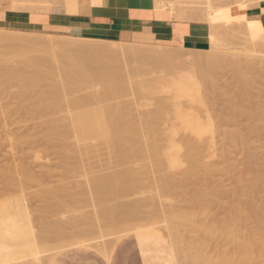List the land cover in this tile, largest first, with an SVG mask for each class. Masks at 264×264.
I'll use <instances>...</instances> for the list:
<instances>
[{"label":"bare ground","instance_id":"1","mask_svg":"<svg viewBox=\"0 0 264 264\" xmlns=\"http://www.w3.org/2000/svg\"><path fill=\"white\" fill-rule=\"evenodd\" d=\"M216 1L218 2V0H206V1L203 0L205 7H206V9H204V11L206 12V10H207L206 17H204L205 15H203V14H205V13H203L204 11L201 12L202 15L199 12V15L204 17V18L203 17L201 18L202 20H204L206 18L205 19L206 22H210L211 33L209 34L210 35V37H209L210 47L206 50L197 51V52H202V53L204 52L205 53L204 55H201V57L198 54L199 58L197 60H198V62H200L202 64L201 67L203 68V71H201V72H204L201 74L205 75V77H204V76H201V74H200V77H198V78H201L202 81H204V78H205V82H206V80H208L206 82V84L208 83L210 85V83L213 81V79L209 76V72L211 71L212 68H213L212 69L213 71H216V70H214L215 68L216 69L218 67L221 68L222 66L235 68L236 63H237V68L239 70H241V66L239 65V63L240 62L245 63L247 65L246 67H248V68L244 69V71L241 70L242 87L239 89L240 90L239 95L235 94V95H237V97L240 98L239 99L240 102H237V103L234 102L233 103L230 99L232 105L230 104V106H229V102L227 101L228 102V107H227L228 109L225 112L228 113V110H230L229 113L232 112V114H233L232 119L233 120H235L234 116L235 117L237 116V119L242 118V119H244V121L245 120H252L253 118H255L254 121H256V118L258 119V116H263V112H264V109H263L264 104L262 103V101L259 98V96L263 93V89H262L261 94H258V91L256 90L257 86L258 85L260 86L262 84V83H259V81H260V78H259L260 62L258 61V59H256V57H252V55L250 54L251 53L250 49H246L245 50L246 52H244V54H232V53L226 52L228 47L226 45H222L221 42H222V38L225 35L226 36L230 35L231 32H229L230 34H228V33L226 34V29L223 26L224 17L220 16V17H223V19L220 17H219V19L216 18V17H218L217 15H221V14L219 11H218L219 12L218 13L217 10H216V13L214 10H212V9H214L215 3H217ZM234 1L237 4L236 5L237 8H236L235 13L238 15L241 14L240 16H242V17L244 14H246V16H247V10H246L247 9V1H244V0H234ZM18 2H19V0H4L1 2L0 5H1V8L15 10L16 8L19 9L17 7ZM28 2H29V0H28ZM183 3L184 2H182L181 4L180 3H178V4H173V3L166 4L165 7L166 8L170 7L171 9H166L164 7L165 3H163L164 4L163 5L160 2H157L156 6H157V9H159V10H162L165 12H166V10H170L171 13H176L178 17H180V18L184 17L185 18L186 14L189 11H188V9H186V7H188V6H186V3H185V5ZM29 4H30V6H35L39 9H42L43 7L40 8L38 6H42V5L45 6V5H47V2H46V0H30ZM212 5H214V6L212 7ZM24 6H27V5H24ZM45 7L47 9L48 6H45ZM193 7H194V5H193ZM37 8H35V9H37ZM189 8H190V5H189ZM198 8H199V6H198ZM42 10L44 11L45 8ZM191 11H193V9L190 10V12ZM36 12H37V10H36ZM242 12H243V14H242ZM191 13L193 15L195 14L193 12H191ZM189 15L187 14V16H189ZM193 15H191L188 18L194 17ZM259 23H261V22H259ZM261 24H259V25H261ZM242 25H245V23ZM257 26H258V24H257ZM257 26H256V28H257ZM262 26H264V25H262ZM257 29H259V28H257ZM261 29L256 30L258 32L256 34L259 35L261 32ZM263 30H264V28L262 29V33H264ZM228 31L229 30H227V32ZM232 32H233L232 33L233 37H234V34L237 35V33H235L233 30H232ZM19 33H21V32L15 31V30H2V29H0V46L2 45L3 47H5L4 48L5 50L4 49L1 50V48H0V95L1 94H6L5 96H7V94L12 95L10 88L16 87L17 88L16 94L19 97V99H17V100H19V101H17V103H19V104H17V106H19V109H26L27 112L29 111V113L31 110V114L34 115L32 117H34V118H35V115H38L37 117H43L44 118L45 114L52 115L51 113L55 114L56 111L58 113H60L61 112L60 110H63V107L65 106L64 110H65V112L68 110L66 112L67 114L66 113H63L65 115H63L61 113L59 114V115H62L63 117H61V116L59 117V115L57 114L58 116L57 115L56 116L59 118L52 115V116H54L53 119L48 118L47 116H45L46 117L45 119L42 118L43 120L40 119L41 121H45V120L50 121L49 123H47L48 125H42L43 123L40 121L39 122L41 124L37 122V124L39 126L40 125L43 126V129H44V126L48 127L46 130H44L42 132V134L45 133L44 135H46V137H49L52 140L53 148H55L56 150L59 151V155L61 157H63L64 161L66 160L65 161L66 163L65 162L63 163V160H62V164H64V165L66 164L70 168L72 166H74L73 167V169H74L77 166V164L80 161H82V163H79V165L82 164L81 168L85 169V166H84V164H85V165L89 166V168H91L93 171L97 172L98 170H94L95 168H92L93 165L95 166V163L93 162V158L94 157L96 158V155L100 152V149L104 150V148H105V151H107L109 154V155L107 154L108 157L106 156L107 158H105L107 161V162L105 161V163L107 165L112 164L111 165L112 167H110L112 169L115 168V166L117 168H119V166L120 167L122 166V169L124 167V170H122L121 168H119L118 170L116 168L113 169L114 170L113 173L111 170V174H109L110 170H108L109 171L108 173L107 172L103 173L104 169L102 172L100 171L101 169H99L100 173L101 174L103 173L102 176L99 174V171H98L99 176L96 174V172H94V173L97 176H94L93 171H88L89 170L88 169L87 172H85V174L87 173V175L82 174V176L84 175L83 177L86 181L84 185H87L89 183L90 187L87 185L88 189L85 188L86 190H84L82 188L83 191L81 189V192L80 191L78 192L79 194H75L78 191L77 189L74 192L75 189H72L70 187L71 185L69 187L67 186V184L69 185L72 181L76 180V179H72V181H71L70 180L71 176L69 177V175H70V172H73L76 174V171L78 170L77 168H80V167H78L79 165L76 168L77 170L74 169L73 171H70L68 175H66L69 177V178L68 177L67 178L71 182L68 181L67 178L66 179L68 182H66V181H64L66 179L63 178V180L61 182L62 184H60V185L61 186L64 185V186L58 188L57 187L58 184H56L58 192H60V188H63V187H65L66 190H67V188H69L68 192L64 191V188L61 191H64L66 193L71 192V190L73 191V193L71 192L72 195L67 194L68 196L71 195L70 197L67 196V199L69 198L68 200L73 201L79 197H83V199H85V197H87V196H88V198H86V201H88L90 199H94L96 201V203L98 204V206L96 208L97 209L99 208L97 212H99L101 210V216H99L100 214L98 215V213L95 211L96 212V214H95L96 220H94L95 223L98 224L99 221L97 222V219L98 220H105V219L107 220V218H109V220H110V218H113V219H111L112 221L110 220L111 224L114 221L113 223L121 222L120 224L124 225V223H122V222L128 221L126 223L129 224V221H133L136 217L138 218L141 215L140 212L142 213L144 211L143 207H145V205H146V204H142L144 202L139 200L140 202L139 201H132L127 205L116 204L113 206L110 205V202L112 200L118 201L119 199L127 197L130 194H134L135 192L137 193L139 190L141 192L142 188H144V186L148 183V181H147L148 179L150 182H153L155 180H165V177L167 175L166 176L162 175V176H158V177H156V175H155L156 171H160L161 167H163V166H166V165L178 166L182 163L183 160H188L191 164V169H189L188 172L186 174H183L182 176L187 175L186 178L188 176H190V178H192V179L194 177H196L195 176L196 175L195 169L198 167L199 159H200L199 149H198L200 147L198 146L197 143L205 140V141H208V143L210 144L209 146H212L215 144L214 142L216 141L215 136H217L216 135L217 127L214 123V116L215 115L213 116L214 113L212 114L211 112L214 111L215 109H217L218 107L217 108L212 107L213 103L210 102L212 100L208 99V98H210L209 95H208L209 97H207V95H206V98H205V94H203L204 90L202 91L203 93L201 91H199L200 88H201V90H202V88H205V87H202L201 85L205 86L206 84L203 82H200V80H198L196 78V76H197L196 74L193 75V73H196V72H193L190 74L189 73L185 74V73L181 72L183 74V76H180V73L177 71L175 73V75L174 74L172 75V76H174V79H172L173 77H171V75L168 76L169 74L164 75V72L157 75V73H160L161 70L163 71L165 67L170 66L169 67V69H170L171 66L173 65V64L170 65L171 63L167 66H166V64H164V63H169L168 61H170V60H173V59H171L172 57L170 58L169 50H167L166 47H158L157 46V48L156 47L154 48V47H152L153 45L146 44L143 42H138V43H128L127 42L126 43V42H121V41H109V40L107 41V40H96V39L89 40L87 38L84 39V38H72V37H50V36L47 38H44L45 35H44V37H36L35 36L36 38L35 37L33 38L31 36L32 38H30V36H29V37L23 38L19 35ZM29 33L36 34V33H32V32H29ZM238 34H240V33H238ZM238 36L242 37L243 35L240 34V35H237L236 38L235 37L234 38L237 39ZM226 38H223V43L225 40H227ZM239 39H237V40H239ZM180 40H182V39H180ZM244 40L245 39H243V42L246 41V40L245 41ZM239 41H242V39H240ZM243 42H240V43L243 45ZM256 43H257V41H256ZM196 46H198V45H196ZM222 46H225L226 48H224ZM178 48H180V47H178ZM181 51L179 52V55L181 54ZM243 51H244V49H243ZM170 53H171V51H170ZM174 56L179 57L175 54H174ZM174 56H173V58H174ZM180 56L182 58V54ZM172 62H174V61H172ZM163 64L165 65L164 67L162 66ZM214 65H216V66H214ZM162 67H163V69H162ZM172 69H173V66H172ZM167 70H168V67H167ZM200 70H201V68H200ZM164 71H166V70H164ZM174 72H175V70H174ZM177 73H179L180 77L178 76ZM260 73H261V71H260ZM206 77H208V79ZM209 77H210V80L212 79L211 82L209 81ZM163 80H164L165 85L162 83ZM159 82L163 86L158 87V84L160 85ZM257 83H259V84H257ZM263 84H262V86H263ZM208 86L206 87V89L209 88ZM210 87H211V85H210ZM14 88H12V89H14ZM16 88H15V90H16ZM163 90H165L166 92L165 91L163 92ZM167 90L169 92L172 90L173 92H171V94H169V92ZM208 91H210V90H208ZM156 92H157V95H155ZM166 93L168 94V95H165L166 98H167V96L172 95V93H174V94L171 96L172 98L170 97V99H169V97L167 99L166 98L164 99V95H163V98L161 97L162 99H160V96H162V94H166ZM154 95L156 97L159 96V98H155ZM211 95H212V93H211ZM1 96H3V95H1ZM231 97H229V98H231ZM16 98H17V96H16ZM185 99H187V100H185ZM152 100L156 101L155 106L151 109H147L149 106L152 105ZM184 100L187 103L189 102L191 105L190 104L188 105ZM239 100L237 99V101H239ZM223 102L224 101H222V103ZM185 103L188 107L185 106ZM195 104H198V106ZM225 105H227V104L225 103ZM225 105H222V106L224 107ZM66 107H68V108H66ZM219 107L221 108V106H219ZM27 108L30 110H28ZM212 108H213V110H212ZM220 108H218V109H220ZM16 109H18V108H16ZM218 109L216 111H218ZM14 110H15V108H14ZM15 112H16V110H15ZM218 112H217L218 117H220L224 121L228 120L227 119L228 117L226 116L227 117L226 118L223 115L224 114L223 112H222L223 114H221V113L218 114ZM220 112H221V110H220ZM10 113H13V112H10ZM28 115L26 114L27 117H28ZM227 115L229 116L230 114H227ZM231 115H230V118L232 117ZM217 116H215V117H217ZM49 119H51V120H49ZM232 119H231L230 126L233 125L232 122H234ZM259 119H260V121L262 120V118H259ZM259 119L257 120L258 122H259ZM31 120L32 119H30V122H31ZM34 120H38V119H34ZM241 120L240 121L237 120V122L239 121V123H235L234 126L240 125L241 123L243 125L244 122ZM257 121H256V124H257ZM163 122H164V124L166 122L165 128H162L165 131V134H166L165 137L161 136V127L160 126L163 125L162 124ZM34 124L37 125L36 121L34 122ZM251 124L255 125L253 123H251ZM251 124H249V126ZM38 125L36 127H38ZM258 126L260 127L261 124H259V125L257 124V127ZM250 128H252V127H250ZM250 128L249 129L246 128L247 131L250 130ZM43 129H41V131ZM228 129L225 128L226 132L224 131L225 132V138L224 139H226V140H224V141L226 144H228V143L230 144V142H229V140H230L232 142L231 143L232 145L236 144L235 141H236V138L238 136H239L238 139H240L242 141V143H244L243 140L249 142L250 141L249 139H251L249 137L250 136L253 137L252 132L255 131L254 126H253V131L250 132V134H252V135H249L248 132H247V134H245V133L239 134L241 131L238 132L237 128H236V130H234V129L228 130ZM41 131H38V133H35V131H33L34 134L30 133L33 136H28L26 134V137L25 136L24 137L27 138V140H30L31 137L34 138L36 136L35 134L39 135L41 133ZM242 132H244V130ZM244 134L249 139L246 140L247 137L245 136L246 138H244ZM7 135H9L8 138H12L10 134H7ZM7 135H6V138H7ZM41 135H39V137ZM44 135H42V137H44ZM27 136L30 137V139ZM241 136H243V139ZM39 137H37V138H39ZM8 140H11V139H8ZM226 141H228V142H226ZM241 141L238 140V142H241ZM50 144H52V143H50ZM0 145H2L1 141H0ZM101 146H103L104 148L103 147L101 148ZM58 151H57V153H58ZM85 154H87V156L82 157ZM77 158H79V160H77ZM75 159H76V161L74 162ZM144 159L146 160L147 163L144 162L145 161ZM77 161H78V163H77ZM64 165H62V166H64ZM66 165L64 166L65 170H63V171H66L68 173L70 168L68 169ZM133 165H138L140 168H143L144 170L136 168V166H134L135 167L134 168ZM259 165L262 167L264 166V164L263 165L259 164ZM130 166L133 168H131ZM257 167H258L257 170L255 169V171H254L255 174H256V172L261 173L262 170L264 172V167H263V169H260L258 165H257ZM87 168L88 167H86V169ZM66 169H68V170H66ZM70 170H72V169H70ZM116 170L118 172H115ZM259 170H261V171H259ZM84 171H86V170H84ZM106 171H107V169H106ZM52 172H54V171H52ZM81 172H83V171H81ZM81 172H77L76 175L81 177V175H78ZM258 173H257V175H258ZM28 174H29V172H28ZM28 174L25 175V179L23 178L24 183H26V182L28 183V181L32 179V177L30 178V176ZM75 174H73L74 178L76 177ZM191 175L193 177H191ZM254 175H252V177ZM260 175H262V174H260ZM32 176H33V174H32ZM163 176H165V177H163ZM244 176L245 175L237 176V180H238L237 183H238V191L239 192L242 190L243 186H246L247 188L252 190V192H253V189L256 190V188L261 186L260 189L262 191V188H264V181H263L264 175L256 176L255 178H248L249 176L248 177H244ZM167 177H166V180H168ZM182 178L183 179L179 178L178 181L184 180V177H182ZM76 181H74V182H76ZM39 182L42 183V181H39ZM29 183H31V182H29ZM55 183H56V181H55ZM73 183H72V186H73ZM51 184H54V182ZM21 185L24 186V184H21ZM46 185H48V184H46ZM46 185H45L46 189L43 188L44 191H46L47 189L49 190L50 186H52V185H50L49 188H47L48 186H46ZM60 185H58V186H60ZM10 186H12V185H10ZM53 186H52V188L55 187V186L54 187ZM23 189H25V188H23ZM58 192L56 193V190H55V192L53 193V191H52L53 198L56 197V199H57L58 195L56 196V194H59ZM30 193H32V192H30ZM253 193H255V192H253ZM32 194H31V196H32ZM61 194H62V192H61ZM256 195H255V197H256ZM62 196H64V198L66 197L65 194ZM6 197L8 198L9 196H6ZM25 197H26V195H25ZM27 198H28V196H27ZM64 198H62L61 201H63V200L65 201ZM58 199H59V196H58ZM80 199H78L76 201L80 200L79 203L84 201L82 198H80ZM11 200H13V199H11ZM68 200H67V202H68ZM256 200L251 199V203H252L251 209L253 210L252 215H253V218L255 219V222L257 225V230H264L263 209H262V207L259 208L260 206L257 207L258 204L256 205V203H257ZM2 201H0V264H27L28 260L26 261L25 259L30 257L29 255H39V253L37 254V252L35 251V249L33 247L35 245V240H34L35 237H33L34 236L33 233H35V232H32V229H30L32 226L29 227V225L31 224V223L28 224L30 220H28V218L27 219L25 218L27 215V209L28 208L25 206V204H23L21 202L20 203L18 202L19 204L17 203L15 205H13L10 201H9L10 203L9 202L7 203V201L5 199L3 202ZM21 201H23V199H21ZM25 201H27V200H25ZM61 201L59 200V202H61ZM72 201H70V203ZM91 201L92 200H90V202ZM63 202H61V203H63ZM92 202H94V201H92ZM30 203H29V205H30ZM111 203H113V202H111ZM73 204H74V202H73ZM77 204L78 203H76L75 206ZM26 205H28V204H26ZM95 205H94V207H95ZM81 206H83V204ZM32 208H35V207L32 206ZM96 208H95V210H96ZM29 209H31V208H29ZM28 211H30V210H28ZM33 211H35V210H33ZM234 212H235V223H234V225H235V232H236L235 246L237 247V251L234 255L235 264H257L256 260L258 262H260V264H264V260L261 262V260L264 259V257H263L264 256V250H263V253H261V256H259L262 259L257 258L255 260L256 255H255V250H253L254 242H255V236H254V234H252L253 230L250 231L251 233H249V232L243 233V229H244L245 222H246V217L244 216L245 209L241 206L239 201L236 203V205H234ZM28 213H30V212H28ZM35 213L32 212V214H35ZM39 213H41V212H39ZM42 214H44V213H42ZM47 214H48V212H47ZM96 215H98L99 217L97 218ZM32 217H31V219H32ZM36 217H37V215L34 217L35 220H37ZM25 219L28 220L27 224H25L26 223ZM40 219H41V217H40ZM33 220L34 219H32V222H33ZM106 220H105V222L109 221V220H107V221ZM43 222H45L44 219H43ZM90 222H92V221H90ZM100 222H102V221H100ZM100 222H99V224H100ZM130 223H132V222H130ZM77 224L79 225V223H77ZM92 224L90 225V227L92 226ZM102 224H104V223H102ZM120 224H119V226H120ZM80 225L83 226L81 223H80ZM88 225H87V227H88ZM123 225H121V226H123ZM126 225H124V226H126ZM40 226H39V228H40ZM74 226H77V225H74ZM94 226L95 225H93V227ZM132 226H135V225H132ZM46 227H47V225H46ZM103 227H102V229H104V231H105L106 229ZM85 228L86 227H84L83 229H85ZM113 228H115V227H113ZM139 228L145 229V230L142 229L143 231L139 230V232H138V230L136 231V232H138L137 237H138V241H139V244H140L144 258L148 257L152 253L151 247L153 246V244L157 245L156 247L158 249H161L160 247L166 243L165 239H163L164 237H162V235L160 234V231L157 232L155 230L156 234H157V236H156L155 233L153 234L154 230H152L153 232L151 230H147L148 228L146 226H144V227L139 226ZM33 229H34V227H33ZM97 229L99 230L98 231V233H99L100 228H97ZM125 229H126V227H125ZM36 230H33V231H36ZM45 230H46V228H45ZM47 231H49V230H47ZM79 232H81V231H79ZM96 233H94L93 235L97 236L98 234H96ZM118 233H119V231H118ZM69 235H71V234H69ZM69 235L67 234V236H69ZM99 235H101V232ZM61 236H63V235H61ZM50 237H51V234H50ZM103 237H104V235H103ZM108 237H109V235H108ZM47 238H45V239H47ZM53 238H54V236H53ZM53 238L51 240H53ZM64 238H66V237H64ZM79 238H81V237H79ZM104 238H106V237H104ZM102 239H99L100 243H101ZM80 240H84V239H80ZM80 240L77 242L78 243L81 242ZM87 240H88V238H87ZM96 240H98V239H96ZM99 240H98V242H99ZM110 240H111V238H110ZM60 242H63V241H60ZM65 242H66V240H65ZM69 242H71V241H69ZM85 242H87V241H85ZM106 242L107 241H105V243H104V247L101 244V246L104 249L108 245L110 246V244L105 246ZM31 243H32V245H31ZM75 243H76V241L73 244H75ZM57 244H59V243H57ZM88 244L91 245V242ZM88 244H87V246H88ZM114 244H115L114 242H113V244L111 243V246ZM27 245L29 246V250L26 249ZM46 245H47V242H46ZM66 245H67V243H66ZM69 245H70V243H69ZM95 245L97 246L98 244H95ZM159 245H161V246L158 247ZM55 246H57V245H55ZM62 247L64 248V245ZM97 247H99V246H97ZM94 248H96V247H94ZM101 248L100 249L98 248L99 249L98 252H100V251L102 252V250H104V249L101 250ZM107 248H109V247H107ZM57 249H59V248H57ZM57 249H55V250H57ZM162 249L164 250V248H162ZM55 250H54V252H52L53 254L55 253ZM106 251H109V249H106L105 253H107ZM40 254H42V253H40ZM47 254H49V253H47ZM157 254H158V251H157ZM161 254H162V252H161ZM161 254H159V255H161ZM101 255H102V253H101ZM103 255H104V251H103ZM50 256H51V254H50ZM106 256H107V254H106ZM31 257H30V259H31ZM171 257L172 256H169V258H171ZM162 258H164V257H162ZM21 260L23 262H21ZM47 260H49V259H47ZM38 262H39V260H38ZM34 263L36 264L37 262H34ZM49 263L50 262H48V264ZM29 264H31V263H29ZM39 264H44V263H39Z\"/></svg>","mask_w":264,"mask_h":264},{"label":"rangeland","instance_id":"2","mask_svg":"<svg viewBox=\"0 0 264 264\" xmlns=\"http://www.w3.org/2000/svg\"><path fill=\"white\" fill-rule=\"evenodd\" d=\"M2 1H4V0H2ZM2 1L0 0V4ZM201 1L203 2V0H201ZM201 1L200 0H158V2H160L161 4L165 3V5L163 4L164 7L166 6V4H169V3H173V4L180 3L181 4L182 2H184L183 3L184 5L186 3V6H188V7H186V9H188L189 12H190V10L193 9V11H191V12H193L195 14L193 15L191 12L189 13L185 9L188 12V13L187 12L186 13L188 15L190 14L189 16H187V14H186L185 18H188L191 15H193L194 17L196 16L197 20H202L201 18L203 16H200L199 12L202 15L201 12H203L204 9H206L204 2L202 3ZM29 3H30V0H29V2H28V0H19V2L17 3V7L19 9L25 8V7H28L30 5ZM24 5H27V6H24ZM189 5H190V8H189ZM193 5H194V7H193ZM236 5L237 4L234 0H221V1L218 0V2L215 3V6L212 5V7L214 6V9H212V10H214L215 13L217 10V12L219 11L221 14V15L216 14L218 16L216 18L219 19L220 16L224 17V19H223V17H220V18H222L224 20L223 26L226 29V34L227 33L230 34L229 32H231L230 35H228V36L225 35L227 38L225 36L223 37V38L227 39L224 41V43H223V38H222L221 43H222V45H226L228 47L226 52L232 53V54H244V52H246L245 51L246 49H250V51H251L250 54L252 55V57H256V59H258V61L260 62V67H259L260 68V70H259L260 81H259V83L263 84L264 83V78H263L264 77V73H263L264 72V33H262V29L264 28V26H262V25H264V23L260 20L248 18V16H246V14H244L245 16L243 15V17L240 16L241 14H239V15L236 14L235 13L236 8H237ZM198 6H199V8H198ZM2 9H4V8H1V5H0V10H2ZM166 9H171V8L167 7ZM203 13H205L203 15H205L204 17H206L207 10H206V12L204 11ZM242 14H243V12H242ZM194 17H192V18H194ZM205 19L202 21H206ZM259 22H261L262 24ZM207 23H209V25H211L210 22H207ZM241 23L242 24L245 23V25H242ZM257 24H258V26H257ZM259 24H261V25H259ZM256 26L259 29H261L263 27L261 29V32L259 31L260 32L259 35L256 34V33H258L256 30H259L256 28ZM0 29L8 30V29L1 28V27H0ZM227 30H229V31L227 32ZM232 30L235 33H237V35H240V34L243 35L242 37L240 36L241 38L239 36L237 38V39H239V38L242 39V41H239L240 39L239 40L235 39L237 36L235 34H234L235 38L233 37ZM263 32H264V30H263ZM21 33L23 35L24 34L25 35L23 36ZM21 33H19V35L23 38H26L29 36H30V38H32V37L34 38L35 36L36 37H44V35H45L44 38H47L49 36L50 37H64V36H54V35H49V34H44V33H36V34H31L29 32H21ZM238 33H240V34H238ZM243 39H245L246 41L244 40L245 42H243ZM256 41H257V43H256ZM240 42H243V45ZM150 45H153L152 47H154V48L155 47L157 48V46L158 47H166L167 50H169L170 58L172 57L171 59H173V60L168 61L169 63H164V64H166V66L169 65L170 63H171L170 65L173 64L172 65L173 69H172V66L170 69H169L170 66H167L168 70H167V67H165L164 70H166V71L161 70V72L157 73V75L164 72V75L169 74L168 76L171 75V77H173L172 79H174V76H172V75L173 74L175 75V73L177 71L180 73V76H183L182 73H185V74L189 73L190 74V73L196 72V73H193V75L196 74L197 75L196 78L198 80H200V82H203L206 84V82L208 81V80H206V82H205V78H204V81H202L201 78H198V77H200L201 73H204V72H201V71H203V68L201 67L202 64L200 62H198V60H197L199 58L198 54L201 57V55L205 54L204 52L203 53L202 52H191L190 53L187 51L184 52V50L182 48L180 49V48H178V46H172V45H168V44H155V45L150 44ZM222 47L226 48L225 46H222ZM0 48H1V50H3L5 47H3L1 45ZM243 49H244V51H243ZM170 51H171V53H170ZM180 51L182 54V58L180 56L181 54L179 55ZM174 54L179 56L180 58L174 56ZM173 56H174V58H173ZM172 61H174V62H172ZM164 64L162 65L163 67L165 66ZM239 65L241 66L242 71H244V69L248 68V67H246L247 65L243 62H240ZM214 66H216V65H214ZM163 67H162V69H163ZM200 68H201V70H200ZM212 69H211L212 72L211 71L209 72V76L213 79V81H212V79L210 80V77H209V81L213 82V83L209 82L211 87L207 83L205 86L201 85L202 87H205V88H202V90L200 88L199 91L202 92L204 90L203 91L204 93L203 92L202 93L205 94V98H206V95H207V97L210 96V98H208V99L212 100V101L209 100L211 103H213L212 107L220 108L219 106H221L220 109L217 108L219 112L216 111L217 109L214 110L215 112L214 111L211 112L212 114L214 113L213 116L214 115L217 116V112H218V114L224 113L223 115L225 117L226 116L228 117V118L226 117L228 120L224 121L220 117L214 116V123L217 127V129H216L217 130V132H216L217 136H215L216 141L214 142L215 144L212 146H209L210 144L208 143V141H205V140L197 143L198 146L200 147V148H198L200 159H199V165L195 169V171H196L195 176L196 177H194L193 179L190 178V176H188L187 177L189 179L188 180L186 178L187 175L182 176L183 174H186L189 169H191L190 162L188 160H183L182 163L178 166L166 165V166L161 167L160 171H156V174H155L156 177L162 176V175H165V176L167 175L168 177L167 176L166 177L168 178V180H166L165 176H163V177H165V180H155L153 182H150L148 179L147 180L148 183L144 186V188H142L141 192L139 190L137 193L135 192L134 194H130L127 197L121 198L122 200L119 199L118 200L119 202L117 200H112L111 202H113L114 204L110 202L111 206L116 205V204L127 205L132 201H139V200L144 202L142 204H146L145 207H143L144 211L142 213L140 212L141 215L139 214L140 216L138 218L136 217L133 221H129V224L126 223L128 221L122 222V223H124V225L127 224L126 226H124L123 224H120L121 222L113 223L114 221L111 224L110 220L113 218H110V220H109V218H107V220H109L108 222H105L106 219L105 220H98L97 219V222L98 221L99 222L102 221V222H100V224H99V222H98V224L95 223V221H94V220H96L95 214L99 208L98 209L96 208L98 206V204L96 203V201L94 199H90V200L94 201V202H92V201L90 202V200L86 201V198H88V196L85 197V199H83V197H79L76 200H78L80 198H82L84 200V201L79 203V201L81 199L79 201L68 200L69 198L67 199V196H68L67 194L72 195V193H73L72 190H71L72 193L71 192H69V193L64 192V191L68 192L69 188H67V190H66L65 187H63L64 191H61L63 188H60V192L57 191L58 190L57 187L59 188V187L64 186V185H62V186L60 185V184H62L61 182H62L63 178L66 179L68 177L66 175H68L70 171H73L74 169H76L77 166L79 165V163H82V161H80L79 163L77 161L78 164L74 169H73L74 166H72L70 168L65 164L68 169L70 168L72 170L69 169L68 173L66 171H63V170H65V168H64L65 165L62 164V160H63V163L66 160L64 161L63 157H61L59 155V151L56 150L55 148H53L52 140L49 137H46V135H44L45 133L42 134V132L48 128L47 126H44V129H43L42 125H48L47 123H49L50 121H46V120L41 121V120L45 119L46 118L45 116L53 119L54 116H56L57 114L59 115L60 113L61 114L66 113L68 110L65 112V110H64L65 106L63 107V110H60L61 112L59 111L60 113H58L57 111L55 114L51 113L54 116L45 114L44 118L43 117H37L38 115H35V118H34V117H32L34 115L31 114L30 109L27 108L28 110H30V113H29V111L27 112L26 109H19V106H17V104H19V103H17V101H19L17 99H19V97L16 94V91H17L16 87H15L16 90L14 87H12L14 89L10 88L12 95H8V94H7V96H5L6 94H1L3 96L0 95V141L2 142V145H0V201H2V200L4 201V199H5L7 201V203L10 201L13 205L17 204L18 202L19 203L21 202V203L25 204V206L28 208L27 209V215L28 216L26 215L25 218L26 219L28 218V220H30L28 223V224L31 223L29 225V227L32 226L30 229H32V232H35V233H33V235H34L33 237H35L34 238L35 245L33 247H34L35 251L37 252V254L39 253V255H29L30 257L32 256L31 257L32 260L30 259V257L27 256L28 258L25 259L26 261L27 260H28V262L30 261L29 263H31V264L32 263L35 264L34 262H37L36 264H39V263L45 264L46 262H47L46 264H48V262H50L49 264H167V263L168 264H235L234 255L237 251V247L235 246L236 232H235V225H234V223H235L234 205H236V203L238 201L240 202L241 206L245 209L244 216L246 217V222H245V226L243 229V233H246V232L251 233L250 231L253 230L252 234H254V236H255V242H254V248H253V250H255V255H256V256L254 255L255 260L257 258H261L259 256H261V253H263V250H264V230H257V225H256L255 219L253 218V215H252L253 210L251 209V206H252L251 205L252 204L251 199H255V200L257 199L256 200L257 203L256 202L255 203H256V205L258 204L257 207L258 206H260L259 208L262 207L263 214H264V188H262V191L260 189L261 186L256 188V190L253 189V192H255V193H253L252 190H250L246 186H243L242 190L239 192L238 191L237 176L245 175L244 177L249 176L248 178H255L256 176L264 175L263 170L262 171L259 170V171H261V173L256 172V174H255V172H254L255 169L257 170V168H258L257 165L259 166L260 169H263V167H264V166L262 167L259 165V164H262V165L264 164V117H263L264 112H263V116H258V119L262 118L261 121L259 119L260 123L257 121L258 119L256 118L257 124L258 125L261 124L260 127L259 126L257 127L256 121H254L255 118H253L252 120H245L244 121V119H242V118H241L242 120L237 119V116L236 117L234 116V119L236 121L233 120L232 119L233 118L232 112L229 113L230 110H228V113L225 111H227V109H228L227 108L228 102H229V106L231 104V101L233 103L234 102L235 103L240 102V100H239L240 98L237 97V95H235V94L239 95V92H240L239 89L242 87L241 70H239L237 68V63H236L235 68L222 66L221 68L220 67H218L217 69L215 68L214 70H216V71H213ZM174 70H175V72H174ZM260 71H261V73H260ZM179 73H177L178 76H179ZM201 76L205 77L204 74H201ZM206 78L208 79V77H206ZM162 83L164 84V80L162 81ZM259 83H257V84H259ZM262 84L260 86L258 85L256 90L258 91V94H261L262 89H263V93L259 96V98L262 101V103L264 104V84H263V86H262ZM159 86L161 87L163 85H161V83H160V85L158 84V87ZM207 86L209 87L207 89L210 91H208L206 89ZM164 91L165 90H163V92ZM171 92H173V91L171 90L169 92V94H171ZM211 93H212V95H211ZM173 94L174 93H172V95ZM155 95H157V92L155 93ZM155 95H154L155 98H159V96H160L159 95L158 97H156ZM163 95H164V99H165L166 98L165 95H168V94L167 93L162 94V96H160V99L163 98ZM172 95L167 96V98L169 97V99H170V97ZM16 96H17V98H16ZM229 97H231V98H229ZM230 99H231V101H230ZM237 99L239 101H237ZM185 100H187V99H185ZM222 101H224L227 105H225L224 102H223L224 103L223 104ZM155 103H156V101L152 100V105L149 106L147 109L153 108L155 106ZM186 103H185V106L188 107L186 105ZM187 104L189 105L190 103L188 102ZM195 105L198 106V104H195ZM222 105H225V106L223 107ZM14 108H15L16 112H15ZM16 108H18V109H16ZM66 108H68V107H66ZM263 109H264V106H263ZM212 110H213V108H212ZM220 110H221V112H220ZM10 112H13V113H10ZM226 113L230 114V115L232 114L231 115L232 117L230 118V115L228 116ZM26 114L27 115L29 114L30 116L28 115V117H27ZM63 115H65V114H63ZM60 116L63 117L62 115H59V117ZM59 117H57V118H59ZM33 118L38 119V120H34ZM30 119H32L33 121L31 120V122H30ZM231 119L234 122H232L233 125L230 126ZM49 120H51V119H49ZM237 120L243 121L244 124L242 125V123H241L240 125L234 126L235 123H239V121L237 122ZM35 121H36V124H37V122L38 123L42 122L43 124L40 126L37 124L38 127H36L37 125L34 124ZM251 123L255 124L256 126L252 125ZM162 124L163 125L160 126L161 127V136L165 137L166 134L162 128H165L166 122H165V124H164V122ZM249 124H251V125L249 126ZM253 126H254V130H255L254 132H252ZM250 127H252V128H250ZM225 128H227V129L229 128L228 130H230V129L236 130V128H237L238 132L241 131L239 134H242V133L247 134V132H248L249 135H252V134H250V132H252L253 137L250 136L249 138H251V139H249L244 134V138L247 137L246 140L249 139L250 140V141L248 140L249 142L243 140L244 143H242V141L240 139H238L239 138V136H238L236 138V141H235L236 144H234L235 146L231 144L232 142L230 140H229V142L231 145L229 143L226 144L224 141V140H226V139H224L225 138V132H226ZM246 128H248V129L250 128V130L247 131ZM41 129H43V130L41 131ZM243 130H244V132H242ZM33 131H35V133H38V131H41V133L39 135L42 134V135H44V137H42V135L39 137V135L35 134L39 138H37L35 136L36 138L31 137V139H30V137H28V136H33L32 134H30V133H33ZM7 134H10L12 138H8L9 135H7ZM26 134L28 135L27 137L30 140H27V138H25ZM6 135H7V138H6ZM241 137L243 139V136H241ZM8 139H11V140H8ZM238 140L241 142H238ZM226 142H228V141H226ZM50 143H52V144H50ZM102 147L103 146H101V148ZM57 151H58V153H57ZM106 152L107 151H105V148H104V150L100 149V152L96 155V158L95 157L93 158V162L95 163V166L93 165L92 168H95L94 170H98V171H99V169H101L100 170L101 172L104 169L103 173L104 172L108 173L109 172L108 170H110L109 174H111V170L113 173L114 172L113 169H115V168L117 170L119 168L122 169V166L121 167L119 166V168H117L115 165H114L115 168L112 169V168H110V167H112L111 166L112 164L107 165L105 163V161H106L105 158L108 157L107 156L108 152L107 153ZM86 156H87V154H85L82 157H86ZM77 160H79V158H77ZM75 161H76V159L74 160V162ZM144 162H146V160ZM62 165H64V166H62ZM81 166H82V164H80L78 166V167H80V168H77L78 170L76 169L77 170L76 174H77V172L83 171V172L78 174V175H81V177L77 176L73 172H70V175H69V177L71 176V178H70L71 181H72V179H76V180L78 179L77 181L74 180L76 182H74V181L71 182L68 179L69 177L67 178L68 181L71 182L69 185L67 184V186L69 187L71 185L70 187L72 189H75L74 192L76 191V189L78 190L75 194H79L78 192L79 191L81 192L82 188L84 190H86L85 188H87L88 186L90 187L89 183L88 184L86 183L88 186L84 185L86 181H85L83 176L87 175V173L85 174V172H87L88 169H89L88 171H93V170L85 164H84L85 169L81 168ZM134 166H136V168L144 170L143 168H140L138 165H133V167ZM86 167H88V168L86 169ZM133 167H131V168H133ZM68 169H66V170H68ZM106 169H107V171H106ZM84 170H86V171H84ZM117 170L115 172H118ZM122 170H124V167ZM52 171H54V172H52ZM98 171L97 172L93 171V173L96 172V174L98 175ZM100 171H99V174L102 176L103 173L101 174ZM28 172H29V174H28ZM257 173H258V175H257ZM26 174H28L30 176V178L32 177V179L29 180L28 183L26 181H25L26 183H24V181H23L25 179ZM32 174H33V176H32ZM73 174H75V176H76L75 178L73 177ZM82 174H84V175L82 176ZM260 174H262V175H260ZM97 175H95V173H94V176H97ZM252 175H254V176L252 177ZM181 176L184 177V180L185 179L186 180L185 181L184 180L178 181L179 178L183 179ZM191 177H193V176L191 175ZM67 179L64 181L68 182ZM39 181H42V183ZM55 181H56V183H55ZM263 181H264V179H263ZM29 182H31V183H29ZM53 182H54V184H51ZM72 183H73V186H72ZM21 184H24V186ZM46 184H48V185H46ZM56 184H58L60 186L57 185V187H56ZM10 185H12V186H10ZM45 185L48 186L47 188H49L50 185H52V186L54 185L55 187L53 186L54 188H52V186H50L51 189L49 188V190L47 189L48 191L47 190L44 191L43 188L46 189ZM22 187L25 189H23ZM54 189L56 190V193L57 192L59 193V194H56V196L57 195L59 196V199H58V196H57V199H56V197L53 198L52 194L55 192ZM83 189H82V191H83ZM51 190L53 191V193ZM30 192H32V193L34 192V193L32 194ZM61 192H62V194H61ZM31 194H32V196H31ZM64 194L66 196L65 198H64V196H62ZM25 195H26V197H25ZM255 195H256V197H255ZM6 196H9V197L7 198ZM27 196H28V198H27ZM70 196H68V197H70ZM62 198L65 199V201L63 200L64 202L61 201ZM11 199H13V200H11ZM21 199H23V201H21ZM25 200H27V201H25ZM59 200L63 203L59 202ZM67 200H68V202H67ZM70 201H72V202L70 203ZM73 202H74V204H73ZM29 203H30V205H29ZM76 203H78V204L75 206ZM81 203L83 204V206H81L82 205ZM92 203L94 205L96 204L95 207ZM26 204H28V205H26ZM32 206L35 208H32ZM29 208H31V209H29ZM95 208H96V210H95ZM28 210H30V211H28ZM33 210H35V211H33ZM28 212H30V213H28ZM32 212H34V213L36 212L35 214L37 215V217H36L37 220H35V218H34L36 215L32 214ZM39 212H41V213H39ZM47 212H48V214H47ZM42 213H44V214H42ZM97 213H98V215L100 214L99 216H101V210ZM29 215L31 217L33 216L32 217V219H34L33 222H32V219ZM98 215H96L97 218L99 217ZM40 217H41V219H40ZM43 219L45 220V222H43ZM88 219L92 222H90ZM28 220H26L25 224H27ZM130 222H132V223H130ZM77 223H79V225ZM80 223L83 226H81ZM102 223H104V224H102ZM91 224H92V226L90 227ZM119 224H120V226L123 225L124 227L123 226L120 227ZM46 225H47V227H46ZM74 225H77V226H74ZM87 225H88V227H87ZM93 225H95L96 227L95 226L93 227ZM132 225H135V226H132ZM39 226H40V228H39ZM139 226L140 227L146 226L148 228L147 230H151V231L154 230V232L152 231L153 234L154 233L156 234V231L157 232L160 231V234L162 235V237H164L163 239H165L166 243L164 242L165 244H163V245L161 244L162 246L159 245L158 247L161 246L160 247L161 249L164 248V250L165 249L166 250L164 251L163 249L162 250L158 249L156 247L157 245L153 244V246L151 247L152 253L148 257L144 258L142 253H141V249H140V245H139V241H138V237H137L139 230L143 229V228L142 229L139 228ZM33 227H34V229H33ZM84 227H86L85 228L86 230L83 229ZM102 227L105 228L106 230L104 231V229H102ZM113 227H115V228H113ZM125 227H126V229H125ZM45 228H46V230H45ZM97 228H100L101 235H99L100 232L98 233L99 230ZM33 230H36V231H33ZM47 230H49V231H47ZM126 230L127 231L129 230V231L127 232ZM137 230H138V232H136ZM143 230H145V229H143ZM79 231H81V232H79ZM118 231H119V233H118ZM66 233L68 235L69 234H71V235L67 236ZM94 233L98 234L99 236L98 235L94 236L93 235ZM50 234H51L52 238L54 236L53 240H51L52 238L50 237ZM61 235H63V236H61ZM77 235L81 238H79ZM103 235L106 238H104ZM108 235H109V237H108ZM156 236H157V234H156ZM64 237H66V238H64ZM45 238H47V239H45ZM87 238H88V240H87ZM110 238H111V240H110ZM80 239H84V240H80ZM96 239H98V240L102 239L101 243H100V240L98 242V240H96ZM65 240H66V242H65ZM68 240L71 242H69ZM79 240L82 243L81 242L78 243L77 241H79ZM60 241H63V242H60ZM75 241H76V243H75L76 245L73 244ZM85 241H87V242H85ZM105 241H107L105 246L110 244V246L109 245L107 246L109 248H107V247L105 249L103 248ZM46 242H47V245H46ZM56 242L59 243L60 245L57 244ZM90 242H91V245L88 244ZM113 242L115 244L111 246V243L113 244ZM66 243H67V245H66ZM69 243H70V245H69ZM87 244H88V246H87ZM95 244H98L97 246H99V247H97ZM101 244L103 247L101 246ZM31 245H32V243H31ZM55 245H57V246H55ZM61 245L62 246L64 245V248ZM94 247H96V248H94ZM57 248H59V249H57ZM98 248L99 249L101 248V250L104 249V250H102V252L100 251L102 253V255L100 252H98L99 251ZM26 249L29 250L28 245H27ZM55 249H57V250H55ZM106 249H109L110 252L106 251L107 253H105ZM54 250H55V253L53 254L52 252H54ZM103 251H104L105 256L103 255ZM157 251H158V254H157ZM161 252H162V254H161ZM40 253H42V254H40ZM47 253H49V254H47ZM50 254H51V256H50ZM106 254H107V256H106ZM159 254H161L162 256ZM168 255L172 256V257L169 258ZM162 257H164V258H162ZM46 258L49 260H47ZM38 260H39V262H38ZM263 260L264 259H262L261 262ZM174 261L175 262L177 261V262L175 263ZM21 262H23V261L21 260ZM28 262H27V264H29ZM256 262H257V264H260V262H258L257 260H256Z\"/></svg>","mask_w":264,"mask_h":264},{"label":"crops","instance_id":"3","mask_svg":"<svg viewBox=\"0 0 264 264\" xmlns=\"http://www.w3.org/2000/svg\"><path fill=\"white\" fill-rule=\"evenodd\" d=\"M244 1H247L248 18L264 23V0ZM46 2L45 6L49 8L46 9L44 5L38 6L45 8L44 11L30 5L20 10H0V27L89 40L168 44L182 47L187 52L202 51L210 47L209 23L197 20L196 17L180 18L170 10L166 12L159 10L156 6L158 0H46Z\"/></svg>","mask_w":264,"mask_h":264}]
</instances>
